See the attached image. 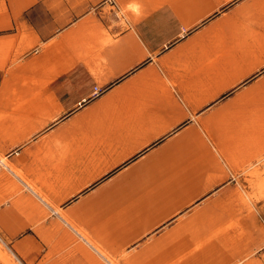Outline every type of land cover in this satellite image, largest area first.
Listing matches in <instances>:
<instances>
[{
  "label": "crops",
  "instance_id": "0c3cea01",
  "mask_svg": "<svg viewBox=\"0 0 264 264\" xmlns=\"http://www.w3.org/2000/svg\"><path fill=\"white\" fill-rule=\"evenodd\" d=\"M0 157L22 264H186L264 177V0H0Z\"/></svg>",
  "mask_w": 264,
  "mask_h": 264
},
{
  "label": "rangeland",
  "instance_id": "374dc122",
  "mask_svg": "<svg viewBox=\"0 0 264 264\" xmlns=\"http://www.w3.org/2000/svg\"><path fill=\"white\" fill-rule=\"evenodd\" d=\"M102 1V0H97ZM255 174L254 207L249 215L232 217L223 228L227 231L207 233L206 248L190 249L186 264H215L230 256L225 264H264V177ZM227 220L224 218V221ZM193 236L195 234H192ZM202 235V234H201ZM0 234V264H22Z\"/></svg>",
  "mask_w": 264,
  "mask_h": 264
},
{
  "label": "bare ground",
  "instance_id": "6f19581e",
  "mask_svg": "<svg viewBox=\"0 0 264 264\" xmlns=\"http://www.w3.org/2000/svg\"><path fill=\"white\" fill-rule=\"evenodd\" d=\"M2 157H0V159H1ZM6 162H5V159H1L0 160V164H2L3 166H4V164H5ZM5 167V166H4Z\"/></svg>",
  "mask_w": 264,
  "mask_h": 264
}]
</instances>
